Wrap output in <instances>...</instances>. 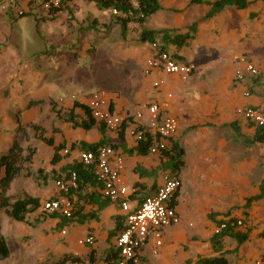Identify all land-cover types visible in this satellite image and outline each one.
Masks as SVG:
<instances>
[{
    "label": "crops",
    "instance_id": "1",
    "mask_svg": "<svg viewBox=\"0 0 264 264\" xmlns=\"http://www.w3.org/2000/svg\"><path fill=\"white\" fill-rule=\"evenodd\" d=\"M248 1L245 9L228 6L202 20L206 5L158 0L161 10L139 24L142 27L132 41L126 34L122 38L116 18H110L113 10H99L90 1H67V9L54 15L40 7V0H22V17L0 9V159L13 143L23 155L27 148L34 150L31 162L23 164L27 169L10 182L5 195L10 202L23 195L39 202L24 221L12 220L0 210V234L10 252L0 264H54L64 255L82 260L76 264H107V254L115 252L124 213L119 204L102 197L97 181L80 180L79 190L70 195L74 206L70 219L59 214L50 218L41 205L63 194L56 182L66 181L71 167H85L79 160L82 146L100 141L123 156L121 178L136 189L128 198L130 210L152 195L171 170L165 152L139 154L136 150L132 130L137 122L132 115L149 103H157L163 114L178 120L167 150L172 144L183 150L177 174L181 185L173 201L180 221L162 230L157 255L148 239L139 264H196L199 258L215 257H223L228 264H253L262 257L264 197L252 201L248 209L244 205L260 193L264 181V142L245 144L256 127L236 113L237 108L251 107L264 114V0ZM94 6L106 16L97 19L98 31L92 24L86 27L88 15H93L92 22L97 18ZM194 23L192 39L182 48L169 46L167 53L192 63L195 71L186 80L160 70L145 74V60L154 56V50L151 42L139 39L140 32L185 33ZM155 42L159 44L158 39ZM97 52L104 56L98 91L114 113L128 117L122 140L120 129L110 131L97 122L89 129L80 126L87 115L78 101L91 92L75 93L69 83L71 67ZM241 57L257 68V76L244 71L242 81L235 79V70L243 69ZM159 79L164 85L156 89L153 83ZM146 121L144 113L142 124ZM225 219L241 221L236 231L247 234L242 243L227 236L218 243L211 241L215 227ZM89 237L92 245L78 243Z\"/></svg>",
    "mask_w": 264,
    "mask_h": 264
},
{
    "label": "built area",
    "instance_id": "2",
    "mask_svg": "<svg viewBox=\"0 0 264 264\" xmlns=\"http://www.w3.org/2000/svg\"><path fill=\"white\" fill-rule=\"evenodd\" d=\"M65 0H40L41 8L48 13L52 8H58ZM22 0H0V9L4 12L13 11L17 15L23 14L21 8ZM115 13V10H113ZM154 50V56L145 60L144 73L152 70H160L165 75H177L181 80H186L194 71L192 63H183L178 61L167 52L159 50L158 42L151 43ZM243 69H236L235 79L242 81L244 71L250 76H257L258 70L243 57L239 59ZM164 85V80L159 79L153 83V87L158 89ZM249 94L246 92L245 96ZM171 98V94H166ZM77 101L76 96H72ZM77 99V100H76ZM80 105H83L90 113V116L97 123L102 124L110 131H118L123 123L128 124V117H121L114 113L109 103L100 92H91L87 98L80 99ZM166 107V104H163ZM144 113L147 114V121L142 124ZM236 113L246 122L255 127L264 126V114L251 107L237 108ZM132 118L137 122V126L132 130L135 142L145 141L149 138L152 143L148 147L149 154L161 155L168 149V142L174 137L178 129V120L176 117L163 114L161 106L157 103L143 104L136 111ZM80 163L85 167H93V173L97 182L101 185V195L112 203H117L124 213L123 226L115 238V250L118 253L116 264H139L142 248L151 238L154 243L153 255H157L162 245V230L166 227L175 226L179 223L180 217L174 205H172L175 195L178 192L181 181L177 174L169 175L167 173L162 178V183L156 191L143 199L140 205L130 210L128 198L136 193L135 188L125 185L121 178V172L124 168V159L121 154L110 146H102L95 151H82L79 154ZM56 185L63 193L54 200H48L42 203V211L46 213H57L68 219L73 217V202L66 196L71 189L77 186V175L74 172L69 173L66 181H58ZM240 220L225 219L217 224L213 234H218L223 228L239 227ZM79 244L92 245L91 237L79 240ZM253 264H264V252L260 259Z\"/></svg>",
    "mask_w": 264,
    "mask_h": 264
},
{
    "label": "trees",
    "instance_id": "3",
    "mask_svg": "<svg viewBox=\"0 0 264 264\" xmlns=\"http://www.w3.org/2000/svg\"><path fill=\"white\" fill-rule=\"evenodd\" d=\"M71 0H65L60 7L52 8L48 11L49 15H54L60 11L66 10L67 7L65 3ZM95 3L96 7L99 10H115V18L117 23L120 26L121 36L124 39L127 25L130 23L141 24L144 23L149 17L161 10V6L158 0H84ZM191 4H203L208 6V10L201 18L202 20H208L223 11L225 7L234 6L237 9H245L250 5L248 0H214V1H203V0H189ZM25 16L24 13L19 17ZM197 23L190 25L185 33H180L175 30L162 29V30H143L140 32L139 39L142 42H151L154 43L157 39L159 40V50L167 52L169 46H175L176 48H182L185 46L191 39L192 33L194 32ZM258 78H255L254 81H257ZM83 107V106H82ZM84 111L87 115V119L84 120L80 126L84 129L91 128L96 121L92 119L89 111L85 108ZM72 120V117L69 118ZM76 125V123H75ZM125 125H121L119 130V139H123ZM36 131V130H35ZM238 132V131H237ZM37 137L43 140L45 143L50 144L48 139L42 137V134L37 133ZM246 145H251L253 143H263L264 142V126L256 127L252 139H244ZM152 141L149 138H146L145 141H139L137 145V153L147 154L148 147L151 145ZM110 146L106 141H100L96 145L82 146L84 151H95L99 147ZM23 150L16 144L9 148L7 153L2 156L0 159V169H3V175L0 178V210L4 209V212L7 217L15 221H24L25 215L29 211H34L39 207V202L36 198H33L28 195H23L20 198L15 199L13 202H10V198L5 195L10 182L21 172L27 169L28 165L31 162L32 155L34 150L27 148L26 155H23ZM165 155L168 156L167 167L171 170L172 174H178L180 168L183 165L182 155L183 150L179 148L176 144H172V147L165 151ZM91 168V167H90ZM88 170V171H87ZM74 172L77 175V186L74 189H71L68 193L69 199L70 195L74 192H77L80 187V180H89L96 182V178L93 175V169L87 167H82L81 165L73 166L69 169V173ZM90 172V173H89ZM264 197V181L260 184V193L254 197H250L246 200L245 209H248L252 201L259 200ZM71 200V199H70ZM172 205H175L173 202ZM48 217L54 218L58 216L57 213H47ZM67 220V219H66ZM234 221L235 219H231ZM122 227V226H121ZM120 227V228H121ZM234 238L235 241L240 244L246 238L247 234H241L239 231H236V227H227L223 228L218 234H213L211 241L213 243H218L222 237ZM10 252L6 245V242L3 236L0 234V261L6 259L9 256ZM118 253L111 251L106 256L107 264H116ZM67 262L71 263H82V260L77 257L71 256H62L54 264H66ZM196 264H228L223 257L215 258H199Z\"/></svg>",
    "mask_w": 264,
    "mask_h": 264
},
{
    "label": "rangeland",
    "instance_id": "4",
    "mask_svg": "<svg viewBox=\"0 0 264 264\" xmlns=\"http://www.w3.org/2000/svg\"><path fill=\"white\" fill-rule=\"evenodd\" d=\"M41 7V6H40ZM92 11V9H91ZM94 13H97V18H95L92 22V17L93 15H88L87 20H86V27H88L90 24H92L93 30L98 31L99 30V25L98 24V20L99 18H101V14L99 12V10H97L94 6L93 8ZM105 15V14H104ZM116 16L115 13H111L110 14V18ZM106 17V16H105ZM102 17V18H105ZM142 26H140L139 24H135V23H130V25L127 28V32H126V36H131L132 38L129 39V41L133 40V37H137L138 36V31L139 29H141ZM89 30V29H88ZM117 30H119V26L117 28ZM115 30V31H117ZM135 32H137L136 34H134ZM171 54L174 53V50L169 51ZM102 58H104V56L101 53H96L93 56H87L85 59L80 58L78 63H74V67H71V69H73V71L70 73V79H69V83L73 86L75 93H79L82 92L81 94H86L89 92H95L98 91V85H97V80L99 77V72L102 70V68L100 69V67L103 66L102 63ZM122 70H125L124 67H122ZM126 71V70H125ZM99 92V91H98ZM159 252V251H158Z\"/></svg>",
    "mask_w": 264,
    "mask_h": 264
}]
</instances>
